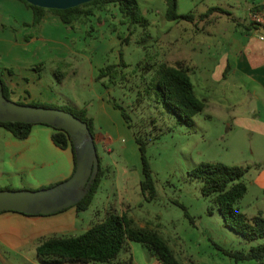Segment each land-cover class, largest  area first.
Segmentation results:
<instances>
[{
  "label": "rangeland",
  "instance_id": "1",
  "mask_svg": "<svg viewBox=\"0 0 264 264\" xmlns=\"http://www.w3.org/2000/svg\"><path fill=\"white\" fill-rule=\"evenodd\" d=\"M138 3L148 25L133 26L127 42H121L119 35L125 38L130 30L121 23L123 18L117 8L110 4L106 10L89 16L86 26L92 40L82 39L81 48L74 44L72 53L64 58L67 63L54 72L51 68L44 72L62 99L58 106L76 111L75 107L91 102L100 93L109 95L130 117L132 127L109 143L108 150L97 144L105 171L90 206L80 216L87 225L98 210L112 208L126 214L136 226L157 231L181 264H234V259L222 249L247 250L264 240H247L226 224L211 197L201 193V180L191 177L189 171L200 162L248 167L243 177L248 190L237 207L248 217L257 213V208L264 210V191L253 184L256 173L264 166V137L249 133L230 119L237 100H249L244 94L253 82L228 78L217 83L210 78L222 42L233 28L232 16L244 19L249 5L264 4V0H177V12L192 15L185 20H167L165 0ZM157 35L167 40L161 51L157 48ZM88 40L86 47L84 41ZM119 54L125 66L117 67V77H103L96 82L98 70L117 64ZM182 58L193 67L189 76L197 97H206L204 109L193 116L190 126L178 122L173 113L154 101L149 84L160 62L170 64ZM97 61H103L98 68ZM146 64L153 68L147 71ZM133 131L146 143L145 157L155 188L152 199L134 183L141 177V162ZM4 134L5 129L0 127V187L10 182ZM127 179L129 194L124 186ZM79 233L80 230L76 235ZM130 252L133 258L128 264H161L140 243H132ZM4 257L12 264H45L35 249H26L23 254L5 252Z\"/></svg>",
  "mask_w": 264,
  "mask_h": 264
},
{
  "label": "crops",
  "instance_id": "2",
  "mask_svg": "<svg viewBox=\"0 0 264 264\" xmlns=\"http://www.w3.org/2000/svg\"><path fill=\"white\" fill-rule=\"evenodd\" d=\"M263 6L264 4L249 5L245 10L244 19L232 16L233 28L224 38L218 52L219 57L215 59L210 72L211 80L217 83L228 78L235 81L245 78L253 82L250 91L244 94L249 100L238 99L236 107L231 111L230 119L232 123L249 133H257L262 137H264V40L259 39V36L264 34V28L251 22L250 13L260 10ZM105 13L107 14L106 11ZM33 18V10L23 1L0 0V78L6 84L10 99L15 102L21 104L38 102L58 106L62 99L44 72L50 68L53 72L58 70L60 65L67 63L64 58L72 53L74 44L81 48L82 39L88 37L87 39L92 40L93 36L88 32L86 24H74L81 26L74 28V25L64 24L56 14L49 11L43 14L38 26L31 25ZM86 29L90 35L86 33ZM169 30L170 27L166 32ZM162 37L158 35L155 37L160 51L167 42L164 37L162 40ZM89 40L84 41V46H88ZM91 47L93 50L98 49ZM102 63L103 61L98 62L97 68ZM191 68L193 69L192 66ZM94 80L99 81L97 77ZM205 98H200L204 104ZM255 102L259 105H255ZM241 107L245 108L241 110L239 109ZM82 108H86L87 115L93 118L96 148L97 144H101L104 150H108L107 145L121 133H125L128 127L119 109L109 102V95L97 93L94 100L75 107V110ZM52 131L50 126L33 124L28 137L18 140L5 130L4 157L10 167L8 172L10 182L4 183L2 187L37 189L65 180L72 174L74 167L72 150L70 147L65 149L57 147L51 140ZM124 172L128 173V169L124 168ZM142 178L141 173V177L138 176L134 183L140 185ZM129 184L130 181L127 179L124 183L127 194L129 193L126 186ZM253 184L264 191V166L256 173ZM110 209L106 210L103 207V211L98 210L87 225L83 224L81 211L77 212L74 207L48 215L1 211L0 263L12 264L4 257L5 252L17 251L23 254L26 249L36 251L42 238L75 236L78 230L82 233L92 222L101 220L107 213L113 211L117 213L115 209ZM263 211L257 208L255 214L264 216ZM132 258L130 250L122 251L110 264H128ZM190 264L194 263L190 261ZM234 264H264V260L237 263L234 261Z\"/></svg>",
  "mask_w": 264,
  "mask_h": 264
},
{
  "label": "trees",
  "instance_id": "3",
  "mask_svg": "<svg viewBox=\"0 0 264 264\" xmlns=\"http://www.w3.org/2000/svg\"><path fill=\"white\" fill-rule=\"evenodd\" d=\"M27 6L33 10L34 18L32 26H38L43 14L47 11L56 14L64 24H86L89 16L95 11H104L112 4L118 8L122 16L121 23H126L130 30L135 25L147 27L148 21L142 15L138 0H91L75 7L66 9H47L31 5L25 0ZM165 18L167 20L190 19L191 14H179L177 12V0H165ZM210 10H213L211 8ZM131 30L125 38L119 35V39L127 42ZM118 66H125L121 54L117 64L106 65L98 70V79L103 77L115 78L118 75ZM145 68L150 71L153 65L146 64ZM191 67L184 60H176L172 64L160 62L149 80L153 92L154 101L162 104L175 115L178 122L186 125L193 124V116L201 112L204 101L197 97L193 83L190 79ZM3 94L10 99L5 82L0 78ZM113 107L119 109L127 126L131 128L130 117L125 109L114 99L109 98ZM27 104L46 107L61 108L72 112L80 120L85 121L89 131L94 137V121L88 116L86 108L71 110L51 104L30 102ZM46 125V124H44ZM33 123L20 121L0 122V127L11 133L18 140L25 139L30 134ZM48 126V125H47ZM51 127V126H50ZM52 128L51 140L59 148L70 147L73 153L75 169V156L73 144L69 134L60 128ZM134 140L138 145L141 162L142 180L141 191L147 192L148 198L155 196V188L152 180L151 170L145 157V142L133 131ZM99 157V156H98ZM248 167L239 165H227L221 162H200L189 171L193 178L201 180V193L211 197L217 205L224 221L243 238L247 240H264V216L255 214L246 216L237 207V202L245 195L247 187L243 177ZM105 168L99 167L96 177L91 182L85 196L71 207L77 212L86 210L98 190ZM56 184V183H55ZM43 186L42 188L52 186ZM2 189H14L10 186L0 187ZM25 189V188H21ZM130 243L144 245L150 254L161 264H181L177 259L168 241L157 231L136 226L133 220L124 213L110 212L101 220L92 222L82 233L75 236H50L42 238L36 247V254L45 264H62L66 261L78 263L110 264L122 251L130 250ZM222 249V248H221ZM222 252L233 258L235 263L243 261H263L264 241L250 246L247 250L222 249Z\"/></svg>",
  "mask_w": 264,
  "mask_h": 264
},
{
  "label": "water",
  "instance_id": "4",
  "mask_svg": "<svg viewBox=\"0 0 264 264\" xmlns=\"http://www.w3.org/2000/svg\"><path fill=\"white\" fill-rule=\"evenodd\" d=\"M47 9H66L91 0H25ZM46 124L65 130L72 141L75 169L65 180L52 186L31 189L0 190V212L48 215L69 208L86 194L96 177L99 157L95 140L85 121L72 112L55 107L21 104L3 94L0 82V122Z\"/></svg>",
  "mask_w": 264,
  "mask_h": 264
},
{
  "label": "built area",
  "instance_id": "5",
  "mask_svg": "<svg viewBox=\"0 0 264 264\" xmlns=\"http://www.w3.org/2000/svg\"><path fill=\"white\" fill-rule=\"evenodd\" d=\"M250 20L253 24L264 28V6L260 10L252 11ZM259 39L264 40V34H261Z\"/></svg>",
  "mask_w": 264,
  "mask_h": 264
}]
</instances>
